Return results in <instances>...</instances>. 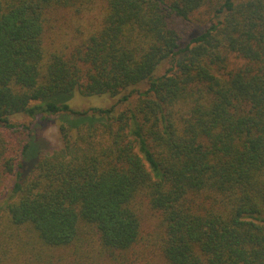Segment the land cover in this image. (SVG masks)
<instances>
[{
    "label": "trees",
    "instance_id": "trees-1",
    "mask_svg": "<svg viewBox=\"0 0 264 264\" xmlns=\"http://www.w3.org/2000/svg\"><path fill=\"white\" fill-rule=\"evenodd\" d=\"M96 5L73 48L45 46L54 11ZM145 207L167 264H264V0H0V264L115 259Z\"/></svg>",
    "mask_w": 264,
    "mask_h": 264
},
{
    "label": "rangeland",
    "instance_id": "rangeland-1",
    "mask_svg": "<svg viewBox=\"0 0 264 264\" xmlns=\"http://www.w3.org/2000/svg\"><path fill=\"white\" fill-rule=\"evenodd\" d=\"M102 10L97 6L86 13H77L72 9H58L51 14L50 26L44 33V44L51 50L69 51L73 46L79 43L94 28L97 27ZM205 25H209L208 23ZM202 23H197L194 29L199 30ZM195 30V31H196ZM186 37H184L183 41ZM235 62V61H234ZM236 63V62H235ZM169 67L168 62H164L159 73L164 72ZM113 98L107 94L83 96L74 91V95L68 100V104L75 108L85 109L90 106L104 107L110 105ZM52 118H55L52 116ZM16 123L28 124L30 134L34 136L35 142L44 154L60 148L61 142L58 135L57 125L51 121L46 124L39 123L37 120H31L26 116L12 117ZM43 124V125H42ZM158 222V215L155 211L145 207L141 216L142 241L136 244L123 255L117 254L116 258H101L100 264H167L162 257L158 247L155 244L154 229ZM63 258L64 264H91L87 254H71L69 251H57Z\"/></svg>",
    "mask_w": 264,
    "mask_h": 264
}]
</instances>
